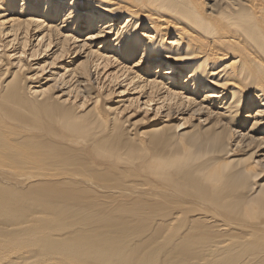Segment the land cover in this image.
Listing matches in <instances>:
<instances>
[{
	"label": "bare ground",
	"instance_id": "bare-ground-1",
	"mask_svg": "<svg viewBox=\"0 0 264 264\" xmlns=\"http://www.w3.org/2000/svg\"><path fill=\"white\" fill-rule=\"evenodd\" d=\"M0 264H264V0H0Z\"/></svg>",
	"mask_w": 264,
	"mask_h": 264
},
{
	"label": "snow or ice",
	"instance_id": "snow-or-ice-1",
	"mask_svg": "<svg viewBox=\"0 0 264 264\" xmlns=\"http://www.w3.org/2000/svg\"><path fill=\"white\" fill-rule=\"evenodd\" d=\"M68 7H69V5H65V6L63 7V13H64V14L67 13V11H68ZM72 7H74V5H72ZM101 35H103V33H101ZM139 58H140V49H139V48H136V49H135V59L139 60Z\"/></svg>",
	"mask_w": 264,
	"mask_h": 264
},
{
	"label": "rangeland",
	"instance_id": "rangeland-1",
	"mask_svg": "<svg viewBox=\"0 0 264 264\" xmlns=\"http://www.w3.org/2000/svg\"><path fill=\"white\" fill-rule=\"evenodd\" d=\"M85 36H83V37H81V38H84ZM133 65V64H132ZM128 97H127V94H125L124 96H121V97H114V100H115V102H116V100H119V102H120V104H123L124 102H125V104H126V102L128 101V99H127ZM143 101H144V99L143 100H141V103H143ZM143 107V106H142ZM145 124H142L141 126H144Z\"/></svg>",
	"mask_w": 264,
	"mask_h": 264
}]
</instances>
